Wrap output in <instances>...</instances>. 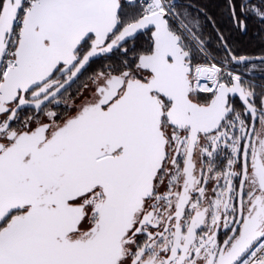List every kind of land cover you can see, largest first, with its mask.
Masks as SVG:
<instances>
[{
  "label": "snow or ice",
  "instance_id": "6c2138e0",
  "mask_svg": "<svg viewBox=\"0 0 264 264\" xmlns=\"http://www.w3.org/2000/svg\"><path fill=\"white\" fill-rule=\"evenodd\" d=\"M193 7L0 0V264H264V54Z\"/></svg>",
  "mask_w": 264,
  "mask_h": 264
},
{
  "label": "trees",
  "instance_id": "16d2710c",
  "mask_svg": "<svg viewBox=\"0 0 264 264\" xmlns=\"http://www.w3.org/2000/svg\"><path fill=\"white\" fill-rule=\"evenodd\" d=\"M190 5H194L191 9L193 16L198 9H204L207 16L215 20L213 26L205 16L200 15L202 27V38L205 42L207 51L216 60L222 59L226 53L223 44L218 38L217 29L223 33L227 40L228 47L236 55L256 56L264 54V24H260L257 19L251 16L242 17L247 23V30L240 31L233 26L232 20L228 15L223 16L220 13L227 12V0H186ZM239 3V0H236ZM182 10V9H181ZM239 11V9H238ZM100 67V62L93 63L91 67L84 73L86 78L93 71ZM235 67V66H233ZM238 71L247 75V69H239ZM257 80L264 83V71L260 75L255 76Z\"/></svg>",
  "mask_w": 264,
  "mask_h": 264
},
{
  "label": "flooded vegetation",
  "instance_id": "af4514ba",
  "mask_svg": "<svg viewBox=\"0 0 264 264\" xmlns=\"http://www.w3.org/2000/svg\"><path fill=\"white\" fill-rule=\"evenodd\" d=\"M176 2H177V5H178V8H180V9H183V7H185V6H187V5H190V3H188L186 0H176ZM197 13H198V9L195 11V15H197ZM220 14H222L223 16H226V15H228V13H220ZM201 16H205V15H203V14H200ZM252 17V16H251ZM90 68V67H89ZM88 68V69H89ZM245 67L244 66H240L239 67V69H244ZM88 69L86 70V71H88ZM85 71V72H86ZM247 72V71H246ZM257 75H260V73H254V72H252V74H251V76L249 77V79L250 80H252L258 87L256 88V91H257V93H259L261 90H264V83H262V82H260L259 80H257L256 78H254L255 76H257ZM84 76L83 77H81V80L83 81L84 80ZM73 90H75V89H73ZM236 103H237V106H240V102L237 100L236 101ZM257 103H258V101H257Z\"/></svg>",
  "mask_w": 264,
  "mask_h": 264
},
{
  "label": "crops",
  "instance_id": "0c3cea01",
  "mask_svg": "<svg viewBox=\"0 0 264 264\" xmlns=\"http://www.w3.org/2000/svg\"><path fill=\"white\" fill-rule=\"evenodd\" d=\"M263 71H264V70H262V69L260 70V69L257 68V69L254 71V73H257V74H258V73H261V72H263Z\"/></svg>",
  "mask_w": 264,
  "mask_h": 264
},
{
  "label": "built area",
  "instance_id": "2783aa9c",
  "mask_svg": "<svg viewBox=\"0 0 264 264\" xmlns=\"http://www.w3.org/2000/svg\"><path fill=\"white\" fill-rule=\"evenodd\" d=\"M207 53H208L210 59L213 58V56H212L208 51H207ZM240 73H241V72H240ZM241 74H243V73H241ZM244 75H245V74H244Z\"/></svg>",
  "mask_w": 264,
  "mask_h": 264
},
{
  "label": "rangeland",
  "instance_id": "374dc122",
  "mask_svg": "<svg viewBox=\"0 0 264 264\" xmlns=\"http://www.w3.org/2000/svg\"><path fill=\"white\" fill-rule=\"evenodd\" d=\"M257 68L261 70V68H260V67H257ZM254 71H255V70H254Z\"/></svg>",
  "mask_w": 264,
  "mask_h": 264
}]
</instances>
